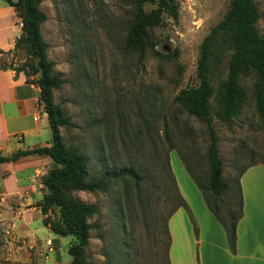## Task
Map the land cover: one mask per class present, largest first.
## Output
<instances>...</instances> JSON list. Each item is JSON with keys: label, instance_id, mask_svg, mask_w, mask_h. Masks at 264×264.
<instances>
[{"label": "rangeland", "instance_id": "374dc122", "mask_svg": "<svg viewBox=\"0 0 264 264\" xmlns=\"http://www.w3.org/2000/svg\"><path fill=\"white\" fill-rule=\"evenodd\" d=\"M230 1L172 0L176 19L162 15V24L149 33L145 56L137 62L135 55L124 49L129 17L115 0H40L39 9L46 16L39 27L46 45L45 59L52 63L50 73L62 81L52 90L51 102L68 123L58 129L65 146L88 158V178L96 180L107 172L117 176L132 169L142 179L139 195L130 181L116 177L108 179L105 192L72 193L96 208L88 221L93 227L82 253L85 263L168 264L166 217L177 201V193L186 203L188 212L183 213L194 239L198 241L199 224L205 232L207 208L181 160L201 184L205 183L206 130L185 113L175 115L176 125L171 119L173 97L179 90L197 85L199 44L222 19ZM253 2L259 13L255 27L264 35V0ZM0 4L5 3L0 0ZM154 8L151 4L143 7L146 12ZM10 20L15 29L21 30L15 12ZM0 25L8 34L5 18ZM227 55L222 56L219 72L211 79L214 87L225 76ZM0 62L11 64L13 69L23 66L17 74L30 84L38 78V73L32 72L35 60L26 54L24 46L1 54ZM241 84L246 101L229 125L214 117L215 101L210 100L221 175L231 189L222 196L220 206L232 211L236 210L233 181L238 170L264 164V130L253 107L251 80L246 78ZM40 111L47 123L41 107ZM46 131L50 138L48 127ZM51 168L52 163L41 164L34 170L24 183L27 188L23 194L35 193L37 196L30 199L37 201L46 191L41 179ZM3 170L0 168V192L1 180L6 177ZM20 177L23 179L25 173ZM33 205L30 202L25 206L23 200L15 198L0 200V262L69 264L67 249L72 238L46 232L44 216L39 212L25 210L21 215V209ZM260 210L264 213V202H260ZM19 213L21 217L13 220ZM47 217L56 220V211L48 212ZM31 235L37 238L33 240Z\"/></svg>", "mask_w": 264, "mask_h": 264}, {"label": "trees", "instance_id": "16d2710c", "mask_svg": "<svg viewBox=\"0 0 264 264\" xmlns=\"http://www.w3.org/2000/svg\"><path fill=\"white\" fill-rule=\"evenodd\" d=\"M3 1L14 10L21 23L20 34L14 41L12 49L16 50L19 46H24L26 54L35 60L32 72L38 73V78L33 85L39 90L38 104L46 115L50 143L48 147L16 151L6 156L0 155V164L13 163L20 158L32 155H45L51 160L53 168L41 179L46 193L42 195L35 207L39 209L41 216H44L43 227L47 228L50 233L59 237L72 238V243L67 249L70 257L69 264H88L85 263L82 253L87 244V233L93 227L88 221L96 214V208L93 204L77 200L72 193L105 192L108 179L116 177L130 181L133 190L139 195L138 188H140L142 179L132 169L119 173L117 176L107 172L96 180L88 178V158L66 147L58 130L59 127L68 126V123L61 110L51 102L52 90L57 89L62 81L50 73L52 63L45 59L46 45L40 36L39 27L46 20V16L39 9L40 0ZM115 1L126 9L129 17L123 37L124 49L134 54L137 62H140L149 48V33L153 28L162 24L163 14L176 19V5L172 3V0ZM145 4L155 5V8L146 12L143 9ZM258 18L259 13L253 0H231L222 19L210 29L199 44L195 68L197 85L193 88L181 89L173 97L175 111L172 112L174 117L171 119L176 125H178V120L175 115L185 113L205 126L208 164L205 183L201 184L193 176L188 164L182 157L180 159L195 186L201 192L207 210L222 227L228 248L232 253L235 247L236 224L242 216V199L238 180L243 172L254 164L240 168L234 178L237 193L236 210L221 207L222 196L229 193L231 189L223 181L221 175V162L216 147L217 138L210 117V100L215 101L214 117L219 122L229 125L246 101L241 82L249 78L253 107L260 126L264 130V35H260L256 30L255 23ZM10 52L11 50L5 53ZM5 53L0 51V55ZM226 53L228 55L225 61V76L214 87L211 79L217 76L218 65L221 64L222 56L224 57ZM155 54L158 53L155 52ZM5 70H12L17 74L23 71V66L13 69L11 64L0 62V71ZM164 137L167 138L166 135ZM172 183L177 192L173 177ZM124 203H127L126 198ZM140 203L143 204L141 201ZM179 208L188 212L186 203L177 193V201L166 219L168 220ZM54 210L57 219L49 220L47 213ZM193 232L196 235L194 226ZM167 238L168 247L169 236ZM0 264L3 263L0 262Z\"/></svg>", "mask_w": 264, "mask_h": 264}, {"label": "crops", "instance_id": "0c3cea01", "mask_svg": "<svg viewBox=\"0 0 264 264\" xmlns=\"http://www.w3.org/2000/svg\"><path fill=\"white\" fill-rule=\"evenodd\" d=\"M4 5L0 4V21L4 18L7 20L9 33L6 34V30L0 25V50L9 51L13 48L20 30L11 24L10 14L14 13L13 9ZM38 92V88L26 82L22 75L11 70L0 71L1 156L49 146L50 138L46 135L48 126L40 113ZM34 116H38L37 121H33ZM50 163L51 160L45 155H32L13 163L0 164V168L6 170V177L1 180L0 200L15 198L23 200L25 206L32 202L33 206L20 210L21 215L25 210L38 213L39 209L35 204L42 196L33 201L30 197L37 196L35 193L24 195V187L27 188L24 183L41 164ZM22 173H25L23 179L20 177ZM238 182L242 216L235 228L234 252H230L222 227L209 211L204 209L207 224L204 225L205 232L199 224L197 241L192 235L190 224H187L183 209L179 208L166 223L169 236L168 264H264V213L260 210V202H264V165L257 163L247 168ZM45 193L46 191L43 192ZM19 215L20 213L13 216V220L19 219ZM44 229L50 233L48 229ZM31 238L34 240L37 237L31 235ZM48 240L46 238V241Z\"/></svg>", "mask_w": 264, "mask_h": 264}, {"label": "built area", "instance_id": "2783aa9c", "mask_svg": "<svg viewBox=\"0 0 264 264\" xmlns=\"http://www.w3.org/2000/svg\"><path fill=\"white\" fill-rule=\"evenodd\" d=\"M19 26H21V24H19ZM37 120H38V116H34L33 121H37Z\"/></svg>", "mask_w": 264, "mask_h": 264}]
</instances>
